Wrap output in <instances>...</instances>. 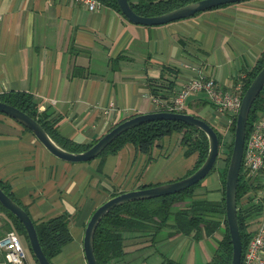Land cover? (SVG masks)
I'll list each match as a JSON object with an SVG mask.
<instances>
[{"label":"crops","instance_id":"obj_1","mask_svg":"<svg viewBox=\"0 0 264 264\" xmlns=\"http://www.w3.org/2000/svg\"><path fill=\"white\" fill-rule=\"evenodd\" d=\"M263 49L264 0L233 2L157 25L130 22L104 4L90 10L74 0H0V94L32 93L41 111L57 117L60 135L80 143L97 139L134 113L156 110L151 85L162 72L164 78L156 85L163 91L158 92L165 93L168 79L174 85L170 96H158L163 101L172 98L198 69L231 89ZM205 102L193 94L189 111L200 113ZM196 158L195 153L184 154L174 132L148 152L126 143L115 153L66 161L50 153L20 122L0 113V180L34 222L59 214L68 217L71 239L51 257L52 264H87L84 228L106 198L178 179ZM222 167L217 161L196 189L198 196L221 199ZM260 179L251 178L256 186L241 204L247 200L260 204ZM259 218L260 212L250 215L247 231L254 232ZM161 231L124 232V254L112 264H135L128 261L138 253L144 264H149L151 255L158 264L164 258L202 264L221 236L219 229L198 239L170 228ZM203 240L215 246L211 250L206 245L207 252L201 246L197 253L195 244ZM184 248L178 260L176 253L180 250L182 256ZM26 250L29 264H34ZM256 264H264V252L262 262Z\"/></svg>","mask_w":264,"mask_h":264},{"label":"trees","instance_id":"obj_2","mask_svg":"<svg viewBox=\"0 0 264 264\" xmlns=\"http://www.w3.org/2000/svg\"><path fill=\"white\" fill-rule=\"evenodd\" d=\"M99 1L104 5L114 8L122 14L116 0ZM190 1L194 0H136L135 2L129 0L132 8L141 15L160 14ZM263 63L264 49L256 58L253 65L250 68L243 70L244 75L242 74L238 77L243 80L244 90L257 71L261 68ZM164 68L165 67H162V70H164ZM163 78L164 74L162 72L160 78L153 80L152 83L154 85H151V93L154 96L158 97L159 95H167L168 97V95L170 96L171 93H173L172 89L174 85L172 79H168L166 81L164 94H160V92H158L161 88L156 85V83H158V81L160 82ZM0 100L13 105L34 117L39 121L48 134L59 145L66 149L72 151L84 150L96 140L94 139L90 142L80 143L60 135L56 127L57 117H49L45 111H41L39 109V101L30 92L9 90L0 94ZM185 106L184 111L189 112V103H186ZM155 109L158 110L160 108L157 107ZM263 110L264 87L254 99L249 110L246 135L250 132L254 122L261 116ZM192 112L197 117L203 118L210 123L218 134L220 151L217 158H219V160H223V167L220 172L222 178L221 199L211 200L198 196L196 189L200 186L202 181L201 179L193 185L175 193L152 198L132 200L113 207L101 218L96 226L93 236L94 254L99 264H112L111 260L119 258L124 254V232L139 231L156 234L164 228H170L171 232L174 233H193L194 238L197 239L203 235H211L219 229L221 231V236L217 240L215 250L212 256L202 264H229L231 258V240L225 218L224 190L225 175L233 144L236 115L231 116L229 130L232 132V138L228 142L227 140L229 139H225V134L216 124L201 116L200 113L193 110ZM174 132L178 134V143L182 145L184 154L186 156L193 153L197 155L193 167L186 173L188 174L203 161L207 153L208 142L205 133L201 129L181 120L160 119L135 125L117 135L110 143L107 144L105 149L98 156H104L107 153H115L126 143L133 144L142 152H148L163 136L170 135ZM215 166L216 165H214L212 169H214ZM255 186L256 185L252 184L251 178L245 176L241 167L236 188V201L238 207L237 218L242 243V255L253 233L247 231L248 219L252 213L255 214L260 212L261 205L259 203H252L250 200H247L245 204H241L240 200L243 197H247L246 195L249 191L254 189ZM0 187L13 199H15L11 191L8 189V186L2 180H0ZM116 193H113L112 195ZM34 224L39 243L49 260H51V257L60 250L64 243L71 239V234L68 229V217L64 214H59L46 220L34 222ZM10 229H15L17 233L24 235L29 252L34 258L22 223L13 213L0 203V236L3 235L5 231ZM34 261L36 262L35 258ZM161 264L184 263L170 258H164Z\"/></svg>","mask_w":264,"mask_h":264},{"label":"water","instance_id":"obj_3","mask_svg":"<svg viewBox=\"0 0 264 264\" xmlns=\"http://www.w3.org/2000/svg\"><path fill=\"white\" fill-rule=\"evenodd\" d=\"M116 1L121 13L128 21L142 25H157L186 18L199 11L217 7L219 5L242 0H194L155 15L138 14L132 8L129 0ZM263 87L264 63L244 90L235 116L233 144L225 175L224 190L225 218L231 240V258L229 264L241 263L242 243L237 218L238 207L236 201V188L242 165L249 110L254 99ZM0 113L11 116L28 128L38 141H40L42 145L53 155L60 159L74 162L87 161L97 157L105 149L107 144L110 143L117 135L135 125L151 120H181L198 127L205 133L208 142L207 153L203 161L193 171L175 180L118 192L109 196L96 206L86 222L82 240L84 256L87 264H99L94 254L93 236L97 224L110 209L128 201L171 194L193 185L212 171L220 150L219 137L216 130L205 119L197 117L191 111L179 112L153 110L131 115L114 124L101 136H99L88 148L80 151H72L62 147L48 134L38 120L19 108L1 100ZM0 203L13 213L22 223L27 235L30 250L37 264H52L51 260L47 258L42 250L38 240L35 224L31 216L20 203L13 199L1 187Z\"/></svg>","mask_w":264,"mask_h":264},{"label":"built area","instance_id":"obj_4","mask_svg":"<svg viewBox=\"0 0 264 264\" xmlns=\"http://www.w3.org/2000/svg\"><path fill=\"white\" fill-rule=\"evenodd\" d=\"M74 1L83 4L90 10H95L102 6L99 0ZM193 91H205L208 93L213 105V123L216 124L220 119H223L224 112L231 116L236 115L244 92L243 80L239 79L232 85L231 89H227L218 85L212 77L198 69L194 76L182 84L172 98L163 101L159 97L154 96L153 101L156 107L160 108L158 110L182 112L186 107V96ZM231 116L228 117V121L231 120ZM241 167L245 176L249 178L261 177L259 223L247 243L240 263L256 264L262 262V254L264 252V110L246 135ZM0 262L3 264H29L28 251L23 248L15 229L5 231L0 236Z\"/></svg>","mask_w":264,"mask_h":264},{"label":"rangeland","instance_id":"obj_5","mask_svg":"<svg viewBox=\"0 0 264 264\" xmlns=\"http://www.w3.org/2000/svg\"><path fill=\"white\" fill-rule=\"evenodd\" d=\"M193 94H195V95H199V96H201L203 99H205V100L207 101V102L203 103V104H202L203 107H201V108L199 109V111H200V115L203 116L204 118L210 120V122H213V117L209 119V115L212 113V116H213V113H214V112H213V105L211 104V99H210V96L208 95V93H206L205 91H193V92H190V93L186 96V98H185V103H189V102H190V100L193 98ZM226 114H227V115H226ZM229 116H231V115L228 114L227 112H224V115L222 116V118H223V119H224V118H225V119H228ZM216 117H217V116H216ZM229 123L231 124L230 121H223V120H219V122L216 123V125L220 128V130H222L223 133L225 134V135H224V136H225V139H229V140H227L228 142H229V141L231 140V138H232V132H230V130H229V126H230ZM244 146H245V144H244ZM243 150H244V149H243ZM219 151H220V150H219ZM226 151H227V149H226ZM217 161H219V158H217L216 162H217ZM220 162L223 163V160L220 159ZM215 165H216V163H215ZM210 173H211V172H210ZM209 175H210V174H209ZM207 176H208V174H207ZM207 176H206V177H207ZM163 231H164V230H163ZM163 231H161V233H164ZM18 235H19V239H20V242H21L23 248L26 249L28 246H27V241H26V239L24 238V235H21V234H19V233H18ZM186 241H188V240H185V241H183V242H186ZM189 243H190V241H189ZM195 245H196V246H195V249H196V252H197V253H199V248H200L201 246H203V248L205 249L206 252H207L206 245H207V247H209V249H211V250H213V248H214V246H215L213 243H211L210 240L199 241V242H196ZM186 249H187V248H184V249L182 250V256H181V251L178 250V253H176L177 256H178V260H182L184 254H185V252H186ZM140 255H142V254H141V253L136 254V256H134L132 259H129L128 262H130V263H134V262H135V264H144V263H142V262L139 261V259H141V258H140ZM148 261H149V264H158V263H156L157 260H156V257H155L154 255H151V256H150V260H148ZM0 264H3V263L0 262ZM34 264H37V263L34 261Z\"/></svg>","mask_w":264,"mask_h":264}]
</instances>
